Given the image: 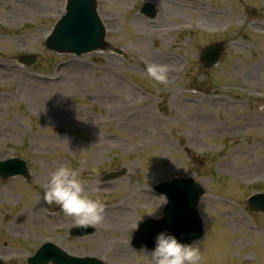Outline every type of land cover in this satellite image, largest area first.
Masks as SVG:
<instances>
[{"label": "rangeland", "instance_id": "obj_1", "mask_svg": "<svg viewBox=\"0 0 264 264\" xmlns=\"http://www.w3.org/2000/svg\"><path fill=\"white\" fill-rule=\"evenodd\" d=\"M64 1L0 0V159L29 167L26 180L0 179V264H25L45 241L141 264L134 225L160 215L152 186L174 176L206 190L200 264H264V214L246 204L264 192V0H96L108 47L80 56L44 46ZM147 2L153 18L138 12ZM218 41V64L203 68L200 50ZM151 64L168 67L165 84L148 75ZM61 166L105 205L104 222L78 238L73 218L43 203ZM120 167L122 176L102 179Z\"/></svg>", "mask_w": 264, "mask_h": 264}, {"label": "water", "instance_id": "obj_2", "mask_svg": "<svg viewBox=\"0 0 264 264\" xmlns=\"http://www.w3.org/2000/svg\"><path fill=\"white\" fill-rule=\"evenodd\" d=\"M94 0H68L66 13L56 24L54 31L47 40V47L58 52H73L79 55L98 48H103L104 29L96 16ZM151 9V8H150ZM144 9L150 15L154 10ZM222 51V44L216 43L205 47L200 60L206 66L215 64ZM28 63L33 59L28 58ZM123 170L110 173L105 178L120 175ZM20 175L28 177V168L23 160L18 158L0 161V177ZM156 189L165 194V205L160 219L147 218L136 230L131 244L135 248L154 247L155 236L163 231L174 235L182 243H191L203 234L201 220L197 212V204L204 189L190 177H178L165 181L156 186ZM252 208L264 210V194H256L248 199ZM74 228L72 236H81L91 231V228ZM104 264L93 257L70 256L51 243L43 244L35 254L28 259L27 264Z\"/></svg>", "mask_w": 264, "mask_h": 264}, {"label": "clouds", "instance_id": "obj_3", "mask_svg": "<svg viewBox=\"0 0 264 264\" xmlns=\"http://www.w3.org/2000/svg\"><path fill=\"white\" fill-rule=\"evenodd\" d=\"M146 71L157 84L167 82L169 70L166 65L151 64ZM160 197L163 199L158 208L167 204L166 197ZM43 203L57 206L65 216L73 218L76 227H94L102 224L105 219V205L102 200L85 194L79 173L68 166H61L50 172L43 189ZM137 222L133 229L138 228ZM138 252L141 255V264H200L201 261L197 242L182 243L166 231L155 236L152 249L142 246Z\"/></svg>", "mask_w": 264, "mask_h": 264}, {"label": "bare ground", "instance_id": "obj_4", "mask_svg": "<svg viewBox=\"0 0 264 264\" xmlns=\"http://www.w3.org/2000/svg\"><path fill=\"white\" fill-rule=\"evenodd\" d=\"M120 212H121V213H120V214H121V215H120L121 217H125V218L128 217V213H127V212H129V211H128L127 209L120 210ZM119 247L122 248L121 250H122L123 252H128V251L125 249V245H124V244L119 245ZM99 256H100V255L98 254L97 257H99ZM99 258H100V257H99ZM100 259H101V258H100Z\"/></svg>", "mask_w": 264, "mask_h": 264}]
</instances>
